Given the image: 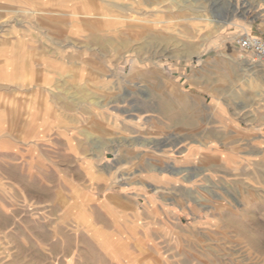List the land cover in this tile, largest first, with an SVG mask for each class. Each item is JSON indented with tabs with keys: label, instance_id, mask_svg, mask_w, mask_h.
<instances>
[{
	"label": "rangeland",
	"instance_id": "rangeland-1",
	"mask_svg": "<svg viewBox=\"0 0 264 264\" xmlns=\"http://www.w3.org/2000/svg\"><path fill=\"white\" fill-rule=\"evenodd\" d=\"M246 32L264 39V0H0V264H264ZM118 122L195 164L105 172Z\"/></svg>",
	"mask_w": 264,
	"mask_h": 264
},
{
	"label": "crops",
	"instance_id": "crops-1",
	"mask_svg": "<svg viewBox=\"0 0 264 264\" xmlns=\"http://www.w3.org/2000/svg\"><path fill=\"white\" fill-rule=\"evenodd\" d=\"M2 64L3 71L0 73H3V76L1 79L4 81L10 80V76L6 74L10 73V65L12 63L3 58ZM112 127L107 129L110 132L114 129L112 133L116 138L113 141L107 140L105 142L113 146L112 154H110L111 159L109 160L114 161L115 159L116 163L114 167L106 169L105 172H188L189 169H192L190 166L196 162L198 152L194 148L183 149L179 146V142L169 147L162 140L153 137V133L150 132L153 127L149 125L146 126L145 129L147 131L142 135L138 132L136 133L135 129H138L137 126H123L121 122H118L116 126ZM125 128H129L130 131L124 132L123 129ZM30 143L44 144L47 141L39 136ZM106 152L103 156H105ZM147 181H150V179ZM148 198L153 201L151 197ZM151 201L146 200L145 202L147 203L148 211L153 212ZM156 210L160 213L162 212L158 204L156 205Z\"/></svg>",
	"mask_w": 264,
	"mask_h": 264
},
{
	"label": "built area",
	"instance_id": "built-area-1",
	"mask_svg": "<svg viewBox=\"0 0 264 264\" xmlns=\"http://www.w3.org/2000/svg\"><path fill=\"white\" fill-rule=\"evenodd\" d=\"M236 47L243 53H249L257 63L264 64V39L243 34L235 39Z\"/></svg>",
	"mask_w": 264,
	"mask_h": 264
},
{
	"label": "bare ground",
	"instance_id": "bare-ground-1",
	"mask_svg": "<svg viewBox=\"0 0 264 264\" xmlns=\"http://www.w3.org/2000/svg\"><path fill=\"white\" fill-rule=\"evenodd\" d=\"M249 33V32H246V34Z\"/></svg>",
	"mask_w": 264,
	"mask_h": 264
}]
</instances>
